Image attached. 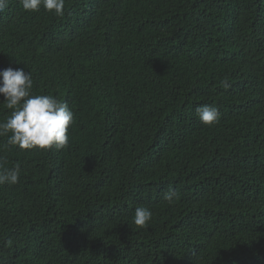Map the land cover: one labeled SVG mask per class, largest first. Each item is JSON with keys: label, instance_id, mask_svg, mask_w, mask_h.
Wrapping results in <instances>:
<instances>
[{"label": "trees", "instance_id": "1", "mask_svg": "<svg viewBox=\"0 0 264 264\" xmlns=\"http://www.w3.org/2000/svg\"><path fill=\"white\" fill-rule=\"evenodd\" d=\"M7 5L0 71L31 73L74 123L60 149L0 137V170L21 169L0 185V264H264V0Z\"/></svg>", "mask_w": 264, "mask_h": 264}, {"label": "clouds", "instance_id": "2", "mask_svg": "<svg viewBox=\"0 0 264 264\" xmlns=\"http://www.w3.org/2000/svg\"><path fill=\"white\" fill-rule=\"evenodd\" d=\"M24 11H39L40 7L48 12L62 16L65 0H20ZM7 0H0V12L7 7ZM224 89L231 87L227 77L220 79ZM31 73L23 69L9 67L0 71V95L11 114L0 121V137L7 136V144L18 146L22 150H47L52 147L60 149L68 143V131L74 123V113L67 103H61L52 95L33 94ZM196 115L204 125L211 126L220 118L219 109L211 105L197 107ZM20 166L0 170V185H15L19 182ZM178 194L169 188L164 193V200L175 203ZM152 211L145 206H137L133 223L145 227L152 219Z\"/></svg>", "mask_w": 264, "mask_h": 264}]
</instances>
